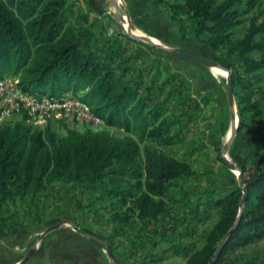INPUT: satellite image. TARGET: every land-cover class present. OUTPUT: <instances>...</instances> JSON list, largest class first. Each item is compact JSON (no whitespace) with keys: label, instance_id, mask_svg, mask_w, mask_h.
<instances>
[{"label":"trees","instance_id":"1","mask_svg":"<svg viewBox=\"0 0 264 264\" xmlns=\"http://www.w3.org/2000/svg\"><path fill=\"white\" fill-rule=\"evenodd\" d=\"M157 6L177 24L182 41L197 39L232 61L237 133L247 121L262 118L264 103L258 97L264 96L259 87L264 81V0H157ZM71 12L65 0H0V79L18 76L23 90L36 96L81 93V100L105 125L127 136L91 129L80 133L66 126L65 135L58 136L49 124L39 129L23 119L0 127V236L11 227L2 210L9 201L40 195L56 182L101 189L100 195L111 201L113 209H132L140 221L156 225L172 197L170 187L180 189V180L197 175L187 161L160 148L181 144L195 153L207 146L203 140L188 138L190 130L182 116L171 109L169 98L175 97L176 86L164 99L151 103L153 84L141 89L138 80L126 79L127 69L113 64L109 51L97 55L88 43H82L79 31L69 22ZM244 16L248 22L239 36L236 29ZM164 88L159 85L160 92ZM259 129L264 130V123ZM215 134H209L211 144L224 161L219 134ZM239 170L246 187L242 204L238 182L211 197H203L211 192L205 189L190 203L194 212L207 218L214 210L217 218L202 235L199 247L171 244L173 255L185 256L186 264H208L234 224L214 264H227L223 257L228 252L264 238L260 155L251 151ZM201 198L205 199L198 203Z\"/></svg>","mask_w":264,"mask_h":264},{"label":"rangeland","instance_id":"2","mask_svg":"<svg viewBox=\"0 0 264 264\" xmlns=\"http://www.w3.org/2000/svg\"><path fill=\"white\" fill-rule=\"evenodd\" d=\"M115 3L117 7L110 0H65L72 11L69 22L79 31L81 42L88 43L97 55L109 51L113 64L127 69L126 79L138 80L141 89L153 84L149 93L151 103L161 101L172 87H177L175 97L169 98L173 102L171 109L182 116L190 130L188 138L203 140L207 146L195 153L181 144L160 150L187 161L197 175L180 180V189L170 187L172 197L167 200L165 213L156 225L140 221L132 209H113L111 201L100 195L101 189L80 184L56 182L40 195L9 201L2 210L12 223L7 233L0 236V264H19L33 247V253L24 264H186L185 256L173 255L169 249L171 244L191 243L193 247H199L202 235L217 218L214 210L207 218L194 212L189 208L190 203L205 189L211 192L203 197H211L235 185L239 167L251 151L258 153L264 164V130L259 129L264 116L247 121L242 125V131L231 138L225 157L235 169L220 161L211 144L209 134L216 135L217 132L222 157V149L231 132L226 70L232 61L214 53L197 39L182 41L177 24L161 12L157 0H115ZM244 19L242 26L236 29L239 36L248 22L246 16ZM154 44L187 49L217 61L223 68L200 65ZM168 71L174 73L173 78L169 77ZM159 85L165 86L161 92ZM259 87L264 90V81ZM258 99L264 103L261 94ZM235 114L238 125L236 105ZM20 119L19 115L2 118L0 127ZM47 124L58 136L65 135V126L80 133L91 129L104 130L119 138L127 136L123 130L105 123L96 127L53 119ZM47 124L38 128L43 129ZM184 192H189L186 197L181 195ZM114 215L117 217L113 218ZM57 223L60 224L58 227L47 231ZM85 235L108 245L114 260L104 248L87 241ZM223 262L264 264V238L228 252Z\"/></svg>","mask_w":264,"mask_h":264},{"label":"built area","instance_id":"3","mask_svg":"<svg viewBox=\"0 0 264 264\" xmlns=\"http://www.w3.org/2000/svg\"><path fill=\"white\" fill-rule=\"evenodd\" d=\"M10 115H19L27 125L34 127L53 119L96 127L104 125L79 94L68 91L60 97L51 94L36 96L23 90L18 76L0 79V119Z\"/></svg>","mask_w":264,"mask_h":264},{"label":"water","instance_id":"4","mask_svg":"<svg viewBox=\"0 0 264 264\" xmlns=\"http://www.w3.org/2000/svg\"><path fill=\"white\" fill-rule=\"evenodd\" d=\"M114 5H116L115 0H110ZM117 7V5H116ZM117 9V8H116ZM117 15H119V10H116ZM145 38L147 41L151 42V40L147 37H143ZM156 46L161 47L158 44H154ZM162 49L168 51V52H172V53H177L179 55H182L183 57H185L186 59L193 61L195 63H198L200 65L206 66V67H218V68H223V66L218 63L217 61H214L212 59L206 58L202 55H199L197 53H194L192 51H189L187 49L184 48H166V47H161ZM226 87H227V102H228V106H229V111H230V119H231V132H230V137L228 139V141L226 142V144L224 145L223 149H222V158L224 160V162L226 163L227 167L230 169H235V165L233 163H230L228 161V159L225 157V151L226 148L229 144V142L231 141V138L236 135L237 133V121H236V114H235V105H234V94H233V87H232V81H231V75H230V70H226ZM238 185L239 187L242 189L243 192V197H242V202L244 201L245 195H246V187L243 183V181L240 179V170H239V174H238ZM60 224H56L54 226H51L47 229V231L54 229L56 227H58ZM235 224L228 230V232L226 233V235L223 237V239L221 240V242L219 243V245L217 246V248L215 249L214 253L212 254V256L209 259L208 264H214L215 260L217 259V257L219 256V254L221 253L225 242L229 236V234L231 233V231L233 230ZM85 237L90 238L91 241H93L94 243H96L97 245L101 246L102 248L105 249V251L107 252V255L109 257H111L114 260V256L110 251V248L108 245L104 246L101 242H99L98 240L89 237L87 235H85ZM34 251V247L30 248L29 251L27 252L26 256L22 259L21 262H25L26 259L33 253ZM20 262V263H21Z\"/></svg>","mask_w":264,"mask_h":264},{"label":"flooded vegetation","instance_id":"5","mask_svg":"<svg viewBox=\"0 0 264 264\" xmlns=\"http://www.w3.org/2000/svg\"><path fill=\"white\" fill-rule=\"evenodd\" d=\"M86 238L88 239L87 241L93 242V241L90 240V238H88V237H86ZM94 239H95V238H94Z\"/></svg>","mask_w":264,"mask_h":264}]
</instances>
